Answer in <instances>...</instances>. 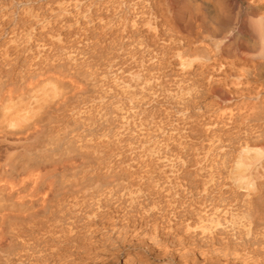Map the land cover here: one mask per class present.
Masks as SVG:
<instances>
[{
  "label": "bare ground",
  "instance_id": "bare-ground-1",
  "mask_svg": "<svg viewBox=\"0 0 264 264\" xmlns=\"http://www.w3.org/2000/svg\"><path fill=\"white\" fill-rule=\"evenodd\" d=\"M0 264H264V0H0Z\"/></svg>",
  "mask_w": 264,
  "mask_h": 264
},
{
  "label": "rangeland",
  "instance_id": "rangeland-1",
  "mask_svg": "<svg viewBox=\"0 0 264 264\" xmlns=\"http://www.w3.org/2000/svg\"><path fill=\"white\" fill-rule=\"evenodd\" d=\"M5 248V247H4Z\"/></svg>",
  "mask_w": 264,
  "mask_h": 264
}]
</instances>
